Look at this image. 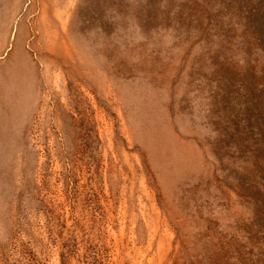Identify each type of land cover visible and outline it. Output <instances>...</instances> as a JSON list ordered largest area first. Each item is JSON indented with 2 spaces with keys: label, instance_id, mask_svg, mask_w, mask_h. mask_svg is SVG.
Returning a JSON list of instances; mask_svg holds the SVG:
<instances>
[{
  "label": "rangeland",
  "instance_id": "1",
  "mask_svg": "<svg viewBox=\"0 0 264 264\" xmlns=\"http://www.w3.org/2000/svg\"><path fill=\"white\" fill-rule=\"evenodd\" d=\"M18 45L0 264H264V0H0Z\"/></svg>",
  "mask_w": 264,
  "mask_h": 264
},
{
  "label": "bare ground",
  "instance_id": "2",
  "mask_svg": "<svg viewBox=\"0 0 264 264\" xmlns=\"http://www.w3.org/2000/svg\"><path fill=\"white\" fill-rule=\"evenodd\" d=\"M29 65L28 60L21 52L20 45H18V49L12 55L10 64L6 66L4 72L0 75V123L4 127L12 125L9 122L10 117L16 118L22 114L34 92L35 83H33L34 80L30 76ZM24 113L21 116H24Z\"/></svg>",
  "mask_w": 264,
  "mask_h": 264
}]
</instances>
